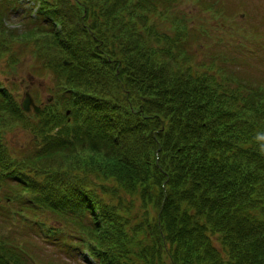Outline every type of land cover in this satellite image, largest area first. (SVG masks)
<instances>
[{
    "label": "trees",
    "instance_id": "obj_1",
    "mask_svg": "<svg viewBox=\"0 0 264 264\" xmlns=\"http://www.w3.org/2000/svg\"><path fill=\"white\" fill-rule=\"evenodd\" d=\"M22 2L0 0V56L33 43L54 99L25 113L0 81V264L43 262L6 220L89 264H264V83L194 64L175 0H28L7 30Z\"/></svg>",
    "mask_w": 264,
    "mask_h": 264
},
{
    "label": "rangeland",
    "instance_id": "obj_2",
    "mask_svg": "<svg viewBox=\"0 0 264 264\" xmlns=\"http://www.w3.org/2000/svg\"><path fill=\"white\" fill-rule=\"evenodd\" d=\"M198 1L200 0H175L176 6H174L175 10L185 17L189 27L194 28L192 33L197 36V40L193 43L196 52L194 64L214 65L218 69L221 67L228 74L236 75L243 82L247 80L252 85L264 83L261 79L262 76L264 77V72L259 71L264 68V0H202L212 5L211 8L207 6L209 9L203 7L205 3L201 4ZM31 4L32 2L23 0L18 9L13 8L9 23L6 24L7 30L14 29L16 33L26 30L27 27L21 25L23 21L21 19L27 16L25 10L30 9ZM6 43L9 51L0 56V81L14 94L20 107L26 91L38 106L43 107L44 104L52 102L54 98L50 91H47L51 83L47 78L33 77V56L29 54V50L23 52L30 44L33 47V43L28 45L14 38H9ZM17 50L22 56L14 65L13 59H10L13 57L12 53L15 54ZM236 86L231 84L230 88L235 90ZM30 112L25 113L30 114ZM33 113L38 114L34 111ZM30 118L28 117L24 122L27 126H23L22 122L20 125H14L13 122L1 135V140L10 148L11 153L16 149L33 146V142H37L33 129H30ZM37 136L40 139L39 134ZM2 191L0 187V192L3 194ZM49 217L51 218L50 215ZM6 222L7 224L2 228L4 233L8 235L10 231H14L18 240L28 244L36 259L39 258L38 256L43 258L40 264H47L49 261L50 264L90 263V259H84L80 252L77 254L79 258H72L58 245L46 247L33 236L29 242L21 229L16 225L11 227V223L7 220ZM83 226H87V222H84ZM78 229L75 228L81 235L82 230Z\"/></svg>",
    "mask_w": 264,
    "mask_h": 264
},
{
    "label": "water",
    "instance_id": "obj_3",
    "mask_svg": "<svg viewBox=\"0 0 264 264\" xmlns=\"http://www.w3.org/2000/svg\"><path fill=\"white\" fill-rule=\"evenodd\" d=\"M21 108L24 112H30L33 110L34 112L39 113L41 111V106L36 105L28 91L25 92L24 98L21 101Z\"/></svg>",
    "mask_w": 264,
    "mask_h": 264
},
{
    "label": "flooded vegetation",
    "instance_id": "obj_4",
    "mask_svg": "<svg viewBox=\"0 0 264 264\" xmlns=\"http://www.w3.org/2000/svg\"><path fill=\"white\" fill-rule=\"evenodd\" d=\"M30 113H32V114H33V111H32V112H30Z\"/></svg>",
    "mask_w": 264,
    "mask_h": 264
}]
</instances>
